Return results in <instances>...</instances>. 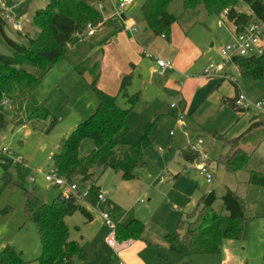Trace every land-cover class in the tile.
<instances>
[{
  "label": "rangeland",
  "instance_id": "rangeland-1",
  "mask_svg": "<svg viewBox=\"0 0 264 264\" xmlns=\"http://www.w3.org/2000/svg\"><path fill=\"white\" fill-rule=\"evenodd\" d=\"M182 1L173 0L168 6V12L177 18L178 32L187 39L185 46L201 45L205 49L213 42L217 50L232 42L231 24L223 19L207 17L202 9L185 13ZM47 4L48 0H0L1 55L10 56L12 53L5 37L15 42L21 41L10 20H22L26 27L21 32L31 34L34 29L29 23L34 12ZM235 9L249 14V9L241 2H238ZM199 21H203L204 29L198 26ZM212 22L217 23V28L212 27ZM92 45L87 47L80 43L77 46L82 57L80 63L88 55L83 52L88 51L87 48ZM98 52L99 48L94 54L97 55ZM210 55L219 60L215 51ZM149 57L153 59L149 64L152 68L158 58L151 54ZM115 59L118 58L113 56V60ZM65 62L68 65L71 60L66 59ZM117 65L115 63L107 66L106 74L110 73L112 66ZM23 68L33 75L39 74L27 62L23 64ZM226 73V77L223 71L215 73L224 80L219 89L191 112H181L179 125L176 124V116L169 106L173 98H166L163 103H158L154 95L150 98L149 105L136 104L133 107L126 120L129 131L118 135L116 141L134 144L139 141L146 127L151 125L152 141L144 150L143 165L136 171V178L131 181H122L118 173L109 169L104 172L99 169L92 170L91 182L96 183L103 201L93 206L80 203L85 210L89 207L87 211L93 217L89 223L85 222L80 213L65 219L72 239L80 241L82 237V242L87 247L91 237L106 239L111 230L104 224L101 218L103 214L114 225H127L132 220H137L143 226V233L139 239L134 240L138 246L134 245L132 251L141 264H160L164 261L182 264L176 254L163 247L164 235L175 231L178 221H184L186 214L209 191L214 192L216 200L212 208L221 216L220 230L224 233L227 213L222 208L221 196L227 189L244 206L245 221L241 240L223 239L220 254L195 256L191 258V264H264V188L248 184L249 171L264 174V130L257 132L250 141L252 145L256 142L258 144L250 153L246 168L237 172L227 171L216 163L218 157L225 154L226 148L223 141L215 137L220 135L228 141L247 129L249 121L255 115L254 111L250 109L242 114L236 113L229 106L222 105L220 99H232L239 91L252 103L264 102V73L262 80L257 82L241 79L233 68L226 69ZM154 75L158 76L157 70ZM33 97L55 116L57 123L52 131L46 134L30 125L14 126L9 106L4 111L7 124L0 131L3 146L12 155H4L0 159V250L9 245L28 264H37L41 246L35 225L23 215V190L33 192L46 204H51L62 193L60 188L50 186L44 181V175L53 165L48 158L58 153L60 140L84 119L81 115L87 117V111L97 104L91 88L76 73L67 75L64 72L57 76L56 71H52L49 75L46 74L34 89ZM117 104L121 108L127 107L121 96L117 98ZM171 104L177 106L176 102ZM48 124V121L42 123L43 126ZM187 147H195L200 154L196 166L182 162L178 156V149ZM92 149V142L83 140L79 147V157L88 156ZM201 158H205V164L208 165L210 183L196 169L201 164ZM74 183L79 185L80 182L75 180ZM79 186L84 191L90 187V182ZM121 263L120 260L116 261V264Z\"/></svg>",
  "mask_w": 264,
  "mask_h": 264
},
{
  "label": "trees",
  "instance_id": "trees-1",
  "mask_svg": "<svg viewBox=\"0 0 264 264\" xmlns=\"http://www.w3.org/2000/svg\"><path fill=\"white\" fill-rule=\"evenodd\" d=\"M172 1L146 0L140 10L147 29L153 35L167 40L172 25L177 21V18L167 11ZM104 2L106 0H48L44 8L34 12L29 23L34 29L31 34L18 31L20 42L5 37L12 53L10 56L0 54V131L4 130L7 124L4 114L7 106L14 126L30 125L46 134L52 131L57 120L35 100L33 91L44 75L65 58L68 48L79 42L87 26L96 27L101 24L102 17L97 6ZM238 2L249 9V14L236 11ZM182 9L185 13L202 9L210 18L224 19L232 25L234 35L240 34L253 20L264 24V0H183ZM26 62L37 69V76L23 68ZM230 64L236 68L241 79L261 81L264 73V50L260 56L233 58ZM76 68L81 73L84 66L81 64ZM94 70L92 67L93 74ZM96 77L94 74L90 84L97 100L94 112L60 140L58 153L52 157V164L58 175L66 182L79 180V185L90 182L82 203L91 206L97 203V195L100 193L96 183L91 182L92 170L99 169L104 172L109 169L118 173L122 181H131L136 178V171L142 167L144 150L152 141L151 125L146 127L139 141L134 144L116 141L118 135L129 131L127 117L132 107L141 99L138 94L126 93L131 77L124 76L118 94L125 99L127 107L121 108L116 97L109 96L95 87ZM233 99H222V104L229 106L236 113L247 112L236 109ZM172 110L174 116L179 113L177 107ZM45 121L49 122L47 126L42 125ZM262 130L264 121L254 115L247 129L238 137L226 141L222 136L215 135L223 141L226 148L225 154L220 155L216 163L230 172L245 169L250 153L258 144L256 142L252 145L250 141ZM85 139L92 142L93 149L88 156L81 158L79 147ZM178 156L186 162L197 163L199 159V153L192 151L191 147L180 150ZM248 184L264 188V174L249 171ZM79 185L76 193L68 196L58 194L51 204L42 202L33 192L23 190V215L35 225L41 246L37 264H74L75 259L84 258L80 245L70 240L65 223V219L75 213H80L86 222L92 221L90 213L79 202L82 193ZM215 200L213 191L202 195L196 207L186 214L185 220L178 221L175 231L165 235L164 242L169 251L176 254L182 264H191V258L195 256L220 254L223 239L241 240L245 221L242 201L231 191H224L221 203L227 215L226 228L222 233L221 216L212 208ZM113 232L116 242L137 240L143 233V226L139 221L132 220L127 225L115 224ZM0 264L28 262L6 245L0 251Z\"/></svg>",
  "mask_w": 264,
  "mask_h": 264
},
{
  "label": "crops",
  "instance_id": "crops-1",
  "mask_svg": "<svg viewBox=\"0 0 264 264\" xmlns=\"http://www.w3.org/2000/svg\"><path fill=\"white\" fill-rule=\"evenodd\" d=\"M120 1L106 0L103 4L98 5L97 9L101 14L102 22L99 26L93 27L95 32L93 30V34L89 35L88 30H86L79 42L68 48L65 58L56 63L46 74L49 75L52 71H56L57 76H60L64 72L67 75L76 73L88 87H90L94 74H96L95 87L109 96L116 97V101L120 96L118 92L121 79L124 76L130 75L131 81L126 93L128 95H139L141 101L136 104L149 105L151 102L150 98L154 95L158 103H163L162 101L166 98H173L171 103L176 102L179 112L188 113L199 107L207 97L219 89L224 81L222 76L212 74L206 77L203 74L211 60L219 61L210 55L215 51L218 56V49L215 50L213 42L206 46L205 49L201 45L185 46L187 39L185 36L179 34L178 28L176 27L177 21L171 27L168 40L160 36H155L147 29L146 23L141 15L140 10L146 0H129V3L121 11L118 8ZM118 12L123 17L122 21L115 18ZM17 20L21 23V31H23L26 25L24 26L22 20L18 18ZM223 21L225 20L223 19ZM131 22L134 24L132 28L129 26ZM198 26L202 29L205 28L203 21H199ZM214 28H217V23H214ZM231 34V40L233 41V28ZM80 43H84L87 47L93 44L92 47L87 48L88 51L82 50V52L84 51L83 54L87 52L88 55L81 63L82 57L80 56V51L77 49ZM97 48H99L100 52L95 55L94 51ZM149 54L156 56L159 60H166V62L171 64V68L165 70L160 75L157 73L158 76L156 77L154 74L157 67L154 63L155 66L150 68L149 64L153 62V59L149 57ZM113 56L118 59L113 60ZM66 59L71 60V62H68L69 66L64 64L66 63ZM115 63L118 65L116 67L112 66L111 70H109L110 73L106 74L107 66L110 67ZM81 64L84 66V69L79 73L76 67ZM71 66L73 69H71ZM92 67L95 68L94 74L92 73ZM228 68H233L236 71V68L232 64L225 65L223 68L225 77L227 76L226 69ZM115 92L117 95H115ZM238 93L240 92L237 91L236 95ZM121 98L126 104L125 99L123 97ZM222 99L228 98L222 97L220 99L221 104ZM95 108L96 106L87 111L89 114L87 117L94 112ZM169 113L171 114L172 112L169 111ZM85 116L81 115V118H84L82 121L87 118ZM184 149H178V152ZM181 161L186 164L191 163L195 166L198 163ZM140 203L142 202L140 201ZM86 209L89 210V207L87 206ZM69 238L77 242L84 253V258L82 260L75 259L74 264H116L118 260L123 264H141L132 251L135 245L134 240L120 243L116 242L114 247H110L106 244L105 238L98 240L91 237L89 239L90 245L87 247V245L85 246V242H82V237H80V241H76L69 234ZM163 247L169 251L166 244ZM165 263L167 262L164 261L160 264Z\"/></svg>",
  "mask_w": 264,
  "mask_h": 264
},
{
  "label": "built area",
  "instance_id": "built-area-1",
  "mask_svg": "<svg viewBox=\"0 0 264 264\" xmlns=\"http://www.w3.org/2000/svg\"><path fill=\"white\" fill-rule=\"evenodd\" d=\"M129 0H121L118 4V8L121 11L127 4ZM223 16V15H222ZM115 18L118 20H123V17L120 12L115 15ZM12 22L13 28L16 31H21V23L19 20L14 19L10 20ZM130 28L134 27V24L131 22L129 24ZM264 29V24H261L256 21L250 22V24L240 33L234 35L233 41L229 44L223 45L218 49V56L219 61L216 62L211 60L204 70V76L209 77L212 73H219L223 71L225 65L230 64L233 58H245V57H253V56H260L264 50V39L262 37V32ZM88 34H93V27L87 26ZM155 65L157 67V73L160 75L165 70L171 68V64L169 62H164L162 60H155ZM233 106L236 109H241L248 111L252 109L255 115L262 121H264V102L257 101V102H250L247 100L242 93H238L233 99ZM177 106L175 104H171L170 108L175 109ZM181 112L176 115V124H180ZM192 151H196L195 147H191ZM4 155H11L7 148L3 146L2 141L0 139V159ZM200 155V154H199ZM12 156V155H11ZM200 158V156H199ZM49 162H52V158H48ZM201 164L196 167L199 171L200 175L205 176V180L207 183L211 182V176L207 173L208 165L205 164V158L200 159ZM33 182V180H29ZM44 181L48 183L50 186L60 188L62 190V194L64 196H68L71 194L76 193L77 185L73 183L66 182L62 177L58 175L57 169L52 165V167L48 170V173L44 175ZM87 194V190L82 191L81 195L79 196V202H82V198L85 197ZM103 196L101 193L97 195V202H102ZM104 224L111 230L106 238V244L110 247H114L116 241L114 239V223L109 220L106 215H101Z\"/></svg>",
  "mask_w": 264,
  "mask_h": 264
},
{
  "label": "water",
  "instance_id": "water-1",
  "mask_svg": "<svg viewBox=\"0 0 264 264\" xmlns=\"http://www.w3.org/2000/svg\"><path fill=\"white\" fill-rule=\"evenodd\" d=\"M212 27L214 28V22H212Z\"/></svg>",
  "mask_w": 264,
  "mask_h": 264
}]
</instances>
